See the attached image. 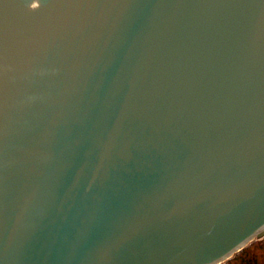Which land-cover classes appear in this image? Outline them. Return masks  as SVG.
<instances>
[{
	"label": "water",
	"instance_id": "95a60500",
	"mask_svg": "<svg viewBox=\"0 0 264 264\" xmlns=\"http://www.w3.org/2000/svg\"><path fill=\"white\" fill-rule=\"evenodd\" d=\"M264 232V0H0V264H218Z\"/></svg>",
	"mask_w": 264,
	"mask_h": 264
},
{
	"label": "trees",
	"instance_id": "16d2710c",
	"mask_svg": "<svg viewBox=\"0 0 264 264\" xmlns=\"http://www.w3.org/2000/svg\"><path fill=\"white\" fill-rule=\"evenodd\" d=\"M218 264H264V235L256 236L230 258Z\"/></svg>",
	"mask_w": 264,
	"mask_h": 264
},
{
	"label": "rangeland",
	"instance_id": "374dc122",
	"mask_svg": "<svg viewBox=\"0 0 264 264\" xmlns=\"http://www.w3.org/2000/svg\"><path fill=\"white\" fill-rule=\"evenodd\" d=\"M263 235H264V232H263ZM262 263V262H261Z\"/></svg>",
	"mask_w": 264,
	"mask_h": 264
}]
</instances>
